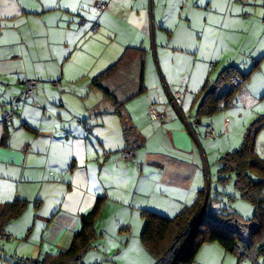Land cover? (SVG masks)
I'll use <instances>...</instances> for the list:
<instances>
[{"label": "crops", "instance_id": "1", "mask_svg": "<svg viewBox=\"0 0 264 264\" xmlns=\"http://www.w3.org/2000/svg\"><path fill=\"white\" fill-rule=\"evenodd\" d=\"M96 2L108 9L98 12ZM128 48L145 53V91L118 113L93 80ZM240 62L251 74L238 98L197 118L205 82L229 66L247 74ZM29 80L37 85L25 98ZM124 83L116 72L100 85L125 92L117 86ZM151 107L166 121L153 120ZM262 115L264 0H0V217L7 204L26 203L0 235L5 264L69 251L100 199L81 264H155L141 240L142 212L174 218L207 195L211 162L219 171L218 160ZM208 126L215 139L206 138ZM221 197L213 212H224ZM245 212L235 213L250 219L254 208ZM247 261L264 264V257L239 261L207 243L195 264Z\"/></svg>", "mask_w": 264, "mask_h": 264}, {"label": "trees", "instance_id": "2", "mask_svg": "<svg viewBox=\"0 0 264 264\" xmlns=\"http://www.w3.org/2000/svg\"><path fill=\"white\" fill-rule=\"evenodd\" d=\"M137 54L138 58L131 63L130 57ZM257 62L254 69H257ZM125 76V83L117 85L125 92L107 90L100 85L101 81L112 74ZM145 53L143 50L128 48L120 60L99 77L93 84L99 87L104 95L115 105L118 113L126 103L135 99L145 91L144 86ZM250 73L243 74L234 66L225 68L215 81L207 80L199 93L202 99L197 111V118L210 117L232 104L238 88L230 90L229 80L241 76L244 82L250 78ZM125 85V86H124ZM227 87L224 88V87ZM264 130V115L260 116L244 134L241 146L218 160L219 180L225 186L234 180L238 195L231 200L240 198L250 203L254 214L250 219H244L238 213L213 212L212 203L218 201V196H226L222 191L212 197L211 188L205 213L194 230L205 201L206 193H200L195 202L183 209L176 217L167 218L158 213L143 211L145 227L141 235L143 245L154 256L155 264H195L201 247L207 243H217L227 252L236 256L239 261L246 258L262 257L264 249V157L258 153L257 139ZM26 208V203L15 201L7 204L0 217V235H3L6 225L20 216ZM101 211V199L94 209L82 216V228L75 235L69 251L58 256H46L42 261L18 259L15 264H81V255L90 247L95 239V224ZM187 242V243H186Z\"/></svg>", "mask_w": 264, "mask_h": 264}, {"label": "rangeland", "instance_id": "3", "mask_svg": "<svg viewBox=\"0 0 264 264\" xmlns=\"http://www.w3.org/2000/svg\"><path fill=\"white\" fill-rule=\"evenodd\" d=\"M236 61V60H234ZM241 63V62H240ZM244 63V62H243ZM245 63H248V62H245ZM240 66V69L245 72V73H248L250 68L246 67L245 65L246 64H238ZM226 66V64H222V68H220V71ZM253 66V63L251 64L250 67ZM236 99L238 98V96H235ZM225 108L223 107V110ZM244 139V138H243ZM257 150H258V153L264 157V132L261 134H259L258 136V139H257ZM243 142V140H242ZM241 142V144H242ZM241 146V145H240ZM226 155V154H225ZM216 163H212L210 164V167L212 168V173H211V176L209 175V180L211 181V191H212V194L211 196L212 197H215L216 196V191L217 190H220L222 192H224L226 194V196H222V202L221 204L219 205V207L222 208L223 211H229V212H238L240 211V213H242V215H246V212H245V208H252V205L246 201H243V200H240V199H237V200H231L230 197H234V196H237L238 195V191L236 190L235 188V183H234V180L230 181L229 183H227L225 186H221V189H217L216 188V184H218V180H217V176L218 174L216 172H218V168L216 167ZM216 169V171H215ZM240 209V210H239ZM240 215V214H239ZM253 215V214H252ZM242 217V216H241ZM0 264H5V260L4 258L1 256L0 254ZM246 264H250L249 261H247Z\"/></svg>", "mask_w": 264, "mask_h": 264}, {"label": "built area", "instance_id": "4", "mask_svg": "<svg viewBox=\"0 0 264 264\" xmlns=\"http://www.w3.org/2000/svg\"><path fill=\"white\" fill-rule=\"evenodd\" d=\"M94 7L96 8V10L98 12H103L106 11L108 9V5L106 3H102V2H96L94 4ZM93 32L97 31V26L95 25L92 29ZM244 84V80L242 79L241 76L235 75L233 76L229 82H228V88L229 89H237L239 87H241ZM37 85V81L36 80H29L26 83V91L24 93V97L25 98H30L34 92V89ZM181 98H182V93L178 92L174 95L172 102L177 105L181 102ZM149 115L150 117L155 120V121H166L167 119V115L164 112H160L158 111L156 108L151 107L149 109ZM4 119L6 122H10L13 119L12 114H10L9 112H5L4 113ZM205 136L208 139H215L216 134L213 130V128L211 126H208L205 130ZM131 154H126L124 155V158H130ZM4 239H8V236H4ZM89 248H87L86 250H88ZM262 257H264V249L262 252Z\"/></svg>", "mask_w": 264, "mask_h": 264}, {"label": "water", "instance_id": "5", "mask_svg": "<svg viewBox=\"0 0 264 264\" xmlns=\"http://www.w3.org/2000/svg\"><path fill=\"white\" fill-rule=\"evenodd\" d=\"M208 193H209V188H208V190H207V195H206V198H205V202H204V204H203V209H202V212H201L200 218H199V220H198V222H197V224H196L194 230L197 228L198 224L200 223V221H201V219H202V217H203V215H204V213H205V209H206V207H207V202H208ZM186 243H187V242H186Z\"/></svg>", "mask_w": 264, "mask_h": 264}]
</instances>
